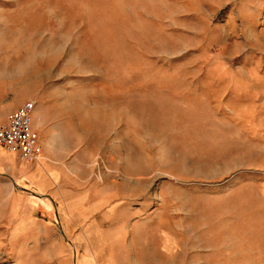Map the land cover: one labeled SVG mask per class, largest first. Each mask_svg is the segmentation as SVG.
<instances>
[{"label": "rangeland", "instance_id": "obj_1", "mask_svg": "<svg viewBox=\"0 0 264 264\" xmlns=\"http://www.w3.org/2000/svg\"><path fill=\"white\" fill-rule=\"evenodd\" d=\"M9 92L0 264H264V0H0Z\"/></svg>", "mask_w": 264, "mask_h": 264}, {"label": "built area", "instance_id": "obj_2", "mask_svg": "<svg viewBox=\"0 0 264 264\" xmlns=\"http://www.w3.org/2000/svg\"><path fill=\"white\" fill-rule=\"evenodd\" d=\"M36 103L29 101L0 122V147L23 161L40 159V141L33 128Z\"/></svg>", "mask_w": 264, "mask_h": 264}, {"label": "crops", "instance_id": "obj_3", "mask_svg": "<svg viewBox=\"0 0 264 264\" xmlns=\"http://www.w3.org/2000/svg\"><path fill=\"white\" fill-rule=\"evenodd\" d=\"M11 94L13 93L9 92L5 93L4 95H0V122H5L7 117L11 113L17 111L25 103H27L11 96ZM37 114L38 111H36L34 115V122ZM33 128L35 132L40 129L38 124L35 127L33 125ZM37 161H23L19 158L18 155L7 151L5 148L0 147V173L6 174L11 179H14L16 184L24 182L26 180H30L31 177L37 178L39 172H34V175L31 176L29 171V163H35Z\"/></svg>", "mask_w": 264, "mask_h": 264}]
</instances>
